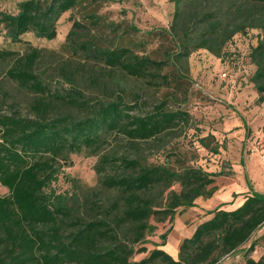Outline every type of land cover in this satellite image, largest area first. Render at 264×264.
<instances>
[{"label":"trees","instance_id":"obj_1","mask_svg":"<svg viewBox=\"0 0 264 264\" xmlns=\"http://www.w3.org/2000/svg\"><path fill=\"white\" fill-rule=\"evenodd\" d=\"M113 1L22 0L16 13L0 11L4 34L14 43L22 42L27 33L55 39L59 20L71 11L72 26L63 48L83 56L82 65L93 62L171 90L148 109L142 98L129 102L121 94L102 97L76 87L53 92L36 71L43 49L30 46L20 53L0 48V60H13L8 78L36 95L30 114L0 112V183L8 189L0 194V264H221L239 250L246 264H264L263 254L254 257L264 246V232L258 234L264 226V193L259 192L246 195L235 209L208 211L211 217L181 241L177 258L164 248L172 227L149 250L147 237L156 234L158 223H173L199 197H212L219 189L217 177L231 173L224 168L210 172L194 164L175 169L153 163L140 146L195 126L188 106L189 87L179 71L166 74L165 68L178 69L199 50L234 59L230 43L254 28L260 32L248 54L255 66L249 80L259 94L258 102H264V0H171L175 9L168 35L174 48L165 51L163 59L140 54L130 45H102L96 35H90L91 28L102 24L101 15L88 11L83 21L75 16L74 10L88 4ZM108 24L111 30L121 29V23ZM66 71L63 67L61 73ZM55 104L75 108L82 116L55 112ZM112 135L127 138L135 155H100L96 168L101 184L115 195L107 205L91 201L92 215L89 210L78 213L51 188L60 163L84 148L99 153ZM209 136L199 137L207 148ZM210 149L218 152V147ZM167 155L178 156L175 150Z\"/></svg>","mask_w":264,"mask_h":264},{"label":"rangeland","instance_id":"obj_2","mask_svg":"<svg viewBox=\"0 0 264 264\" xmlns=\"http://www.w3.org/2000/svg\"><path fill=\"white\" fill-rule=\"evenodd\" d=\"M21 1L0 0V11L16 13ZM174 9L175 5L171 0H116L88 4L86 8L74 10V13L81 21L83 14L88 11L101 15L102 24L98 29L91 28L90 32V35L98 37L100 44L130 45L140 54L163 59L164 52L174 48V43L168 35ZM71 15V11L63 14L58 22L57 37L53 40L27 33L22 42L14 43L6 38L0 23V48L20 53H25L30 46L43 49L36 71L50 84L53 92H63V88L76 87L87 94L102 97L121 94L129 102L142 98L147 104L146 109L169 95L171 90L167 86H149L144 79L110 72L93 62L82 65V61H85L83 56L63 48L72 26ZM110 22L121 23V29L111 30L108 27ZM259 32L260 30L254 28L249 34L235 37L229 47L234 59H221L208 50H199L191 54L188 60L179 63L178 69L175 65L165 68L166 74L179 71L183 76L181 81L189 87L188 106L194 116L195 126L142 142L141 150L150 162L166 163L175 169L194 164L210 172L224 168L231 176L217 177L216 184L221 189L226 185L225 180L232 177L239 181L240 178L244 179L243 176H248V171L250 182L261 183L264 179V102H258L259 94L249 80L255 66L248 56L252 45L257 43ZM12 65L11 59L0 60V112L18 110L23 114H30V107L36 95L8 78L6 71ZM63 67H66L65 73H61ZM224 71L228 72V78L222 77ZM70 78H74V82H70ZM54 108L55 112H71L82 116L75 108L63 104H55ZM237 120L240 124L235 123ZM208 135L209 148L199 141V137ZM213 147H218V152L210 149ZM172 150H175L178 156L170 158L167 153ZM135 152L127 138L112 135L110 142L99 153L93 154L84 148L80 152L72 153L68 162H61L58 179L52 183L51 188L55 190L56 195H62L66 204L78 213H86L89 210L88 215H92L94 212L90 210L93 208L91 201L107 205L115 195L101 184V176L96 168L100 155L111 153L118 156H134ZM112 170L114 171L108 169L109 172ZM6 193L8 189L0 183V194ZM193 209L179 213L173 223L168 220L158 223L156 234L147 237L150 241L146 244L148 249L153 248L155 239L160 241L159 235L168 228L172 227L174 241L175 236H181L191 224L202 219V211L199 208ZM181 216L185 217L184 221L180 220ZM263 232L264 226L258 234ZM262 254L264 255V246L254 253V257L259 258ZM144 255L145 253L135 255L134 259L138 260ZM221 264H246L244 253L239 250L227 256Z\"/></svg>","mask_w":264,"mask_h":264},{"label":"crops","instance_id":"obj_3","mask_svg":"<svg viewBox=\"0 0 264 264\" xmlns=\"http://www.w3.org/2000/svg\"><path fill=\"white\" fill-rule=\"evenodd\" d=\"M235 123L240 124L238 120L235 121ZM256 169L261 172L263 171L260 168H256ZM248 170L249 169L247 167V171ZM249 175H250V172L248 171V176L246 177L243 176L244 179L240 178L239 181L235 180L234 178L232 179L231 177L230 179L225 180L226 182L225 187H223L222 189L219 188L212 197L210 198L199 197L195 201V206L191 208L192 210H194L193 208H199L203 214L202 219H199L194 224H191V226L187 229V231H184L185 232L184 234L181 233V236L178 233L179 236H175L174 241L172 239L174 234L172 233L173 234L172 235L170 232L168 236L167 244L164 246V248L172 256L177 258L181 241L185 237L191 236L200 222L211 217V215L208 214V211L213 210L217 207L226 208V209H235L245 201L246 195H250L253 192L264 193V179L261 181V183L257 184L254 182H250L251 179L249 178L250 177ZM180 218H181L180 220L182 221L185 220V217L181 216ZM176 229L177 228H175V230ZM175 234H176V231H175Z\"/></svg>","mask_w":264,"mask_h":264},{"label":"built area","instance_id":"obj_4","mask_svg":"<svg viewBox=\"0 0 264 264\" xmlns=\"http://www.w3.org/2000/svg\"><path fill=\"white\" fill-rule=\"evenodd\" d=\"M228 76H229V74H228L227 71H224V72L222 73V77H224V78H228Z\"/></svg>","mask_w":264,"mask_h":264}]
</instances>
